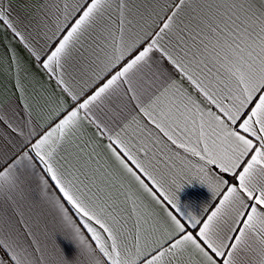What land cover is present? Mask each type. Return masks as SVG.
<instances>
[{
  "label": "snow or ice",
  "instance_id": "obj_1",
  "mask_svg": "<svg viewBox=\"0 0 264 264\" xmlns=\"http://www.w3.org/2000/svg\"><path fill=\"white\" fill-rule=\"evenodd\" d=\"M0 63V264H264V0H0Z\"/></svg>",
  "mask_w": 264,
  "mask_h": 264
},
{
  "label": "crops",
  "instance_id": "obj_2",
  "mask_svg": "<svg viewBox=\"0 0 264 264\" xmlns=\"http://www.w3.org/2000/svg\"><path fill=\"white\" fill-rule=\"evenodd\" d=\"M20 2H22V0H20ZM14 46L20 48L21 53L24 54L21 46L15 44ZM25 59L27 60L26 55ZM32 71L35 74V78H32V76L25 78L24 74H21L29 97L40 100L42 106L44 104V98L48 97V102L55 106L57 97H59L60 94L56 92L55 95H52L54 92V84L49 86L45 78L39 72H36L35 69ZM15 92V69L13 68L9 72V70H7V65L5 63H0V99H7ZM44 116H46V112L41 113V122H43L42 118Z\"/></svg>",
  "mask_w": 264,
  "mask_h": 264
}]
</instances>
